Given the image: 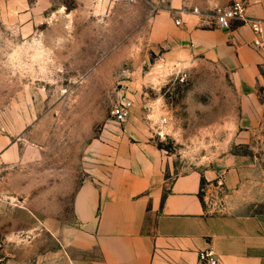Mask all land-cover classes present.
Instances as JSON below:
<instances>
[{"label":"rangeland","instance_id":"rangeland-1","mask_svg":"<svg viewBox=\"0 0 264 264\" xmlns=\"http://www.w3.org/2000/svg\"><path fill=\"white\" fill-rule=\"evenodd\" d=\"M229 2L0 0V264H92L95 248L69 243L73 193L85 163L110 156L128 128L145 132L170 177L236 171L235 186L216 178L215 209L264 211V116L243 127L228 72L177 66L159 35L188 17L219 27ZM127 101L125 120L113 119Z\"/></svg>","mask_w":264,"mask_h":264},{"label":"crops","instance_id":"crops-1","mask_svg":"<svg viewBox=\"0 0 264 264\" xmlns=\"http://www.w3.org/2000/svg\"><path fill=\"white\" fill-rule=\"evenodd\" d=\"M246 1V20L229 28L188 17L178 28L166 23L159 35L165 58L177 66L208 63L227 71L242 97L241 125L255 128L264 116V0ZM249 20L258 21L259 34ZM128 133L100 163H85L72 198L70 244L95 248L92 264H200L198 252L209 247L220 264H264V211L215 209L208 202L216 178L235 186L236 171L191 168L170 177L168 159L145 132Z\"/></svg>","mask_w":264,"mask_h":264},{"label":"built area","instance_id":"built-area-1","mask_svg":"<svg viewBox=\"0 0 264 264\" xmlns=\"http://www.w3.org/2000/svg\"><path fill=\"white\" fill-rule=\"evenodd\" d=\"M245 12H246V0H230L229 4L226 6L219 7L215 13V23L221 28H229L233 20L245 21ZM253 32L259 34L261 32V27L258 21L249 20L248 21ZM176 23L179 24V20H176ZM255 44H258L259 41L255 40ZM185 75L181 76L180 79L183 80ZM131 103L120 102L116 104L110 111L113 119L117 121H123L129 113ZM198 262L200 264H220L219 258L216 252L212 248H205L198 252Z\"/></svg>","mask_w":264,"mask_h":264},{"label":"clouds","instance_id":"clouds-1","mask_svg":"<svg viewBox=\"0 0 264 264\" xmlns=\"http://www.w3.org/2000/svg\"><path fill=\"white\" fill-rule=\"evenodd\" d=\"M10 65L14 68V69H17L19 70L20 68H22L23 66L21 65H18L16 62H15V58L13 57L10 61H9Z\"/></svg>","mask_w":264,"mask_h":264},{"label":"bare ground","instance_id":"bare-ground-1","mask_svg":"<svg viewBox=\"0 0 264 264\" xmlns=\"http://www.w3.org/2000/svg\"><path fill=\"white\" fill-rule=\"evenodd\" d=\"M163 122V121H162Z\"/></svg>","mask_w":264,"mask_h":264}]
</instances>
